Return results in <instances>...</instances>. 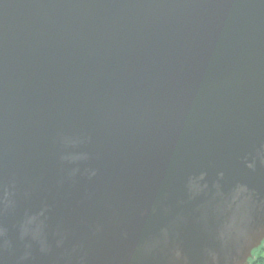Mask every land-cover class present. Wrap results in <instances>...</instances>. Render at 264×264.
<instances>
[{
    "label": "water",
    "instance_id": "95a60500",
    "mask_svg": "<svg viewBox=\"0 0 264 264\" xmlns=\"http://www.w3.org/2000/svg\"><path fill=\"white\" fill-rule=\"evenodd\" d=\"M262 241L264 0H0V264Z\"/></svg>",
    "mask_w": 264,
    "mask_h": 264
},
{
    "label": "trees",
    "instance_id": "16d2710c",
    "mask_svg": "<svg viewBox=\"0 0 264 264\" xmlns=\"http://www.w3.org/2000/svg\"><path fill=\"white\" fill-rule=\"evenodd\" d=\"M248 264H264V241L257 249L252 251V257L249 259Z\"/></svg>",
    "mask_w": 264,
    "mask_h": 264
}]
</instances>
